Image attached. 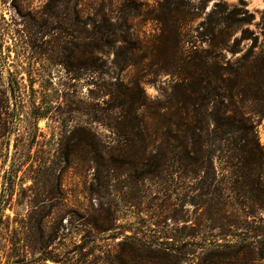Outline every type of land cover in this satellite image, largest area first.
<instances>
[{
  "label": "rangeland",
  "instance_id": "rangeland-1",
  "mask_svg": "<svg viewBox=\"0 0 264 264\" xmlns=\"http://www.w3.org/2000/svg\"><path fill=\"white\" fill-rule=\"evenodd\" d=\"M75 6L84 15L131 17L132 32L143 45L167 35L162 61H150L139 51L140 61L120 73L124 82L137 79L152 103L166 101L170 84L193 54L221 73L249 65L241 85L256 92L242 107L253 117L264 149V74L253 62L264 53V0H0V264H130L114 259L119 255L126 260L130 254L129 235L158 234L152 223L160 200L154 197H166L153 194L155 182L145 183L150 189L142 205L131 204L125 199L136 192L124 186L131 182L126 175L94 181L92 169L82 166V151L66 159L58 150L61 120L73 125L92 121L89 74L73 78L59 51L62 44L70 45L62 40L72 39ZM176 32L185 58L171 66ZM170 66L172 72L165 71ZM223 173L227 179V171ZM178 191L182 199L183 189ZM100 201L116 219L97 215ZM148 201L153 202L152 208ZM174 202L177 213L192 219L187 224L202 218V208ZM95 217L112 228L92 232L89 222ZM232 217L243 225L232 228V233L264 230V222H253L241 210ZM200 229L194 242L204 236L222 238L219 230ZM262 246L255 239L238 256L228 255L219 264H264ZM146 252L143 256L133 252L127 259L153 264ZM184 257L187 263L181 264H197L200 251L190 247Z\"/></svg>",
  "mask_w": 264,
  "mask_h": 264
},
{
  "label": "trees",
  "instance_id": "trees-1",
  "mask_svg": "<svg viewBox=\"0 0 264 264\" xmlns=\"http://www.w3.org/2000/svg\"><path fill=\"white\" fill-rule=\"evenodd\" d=\"M73 15L72 39L62 40L70 45L62 44L59 51L73 78H80L83 72L89 74L92 121L89 125H73L61 120L59 152L67 159L82 151V166L92 169L94 181L126 175L131 182L124 186H132L136 195L127 196L125 202L142 205L150 189L146 182H155L153 194L166 197H154L160 200L152 223L159 235H129L132 240L127 244V261L119 255L114 259L133 264L127 259H131V253L143 256L147 251L145 256L149 255L153 264H181L187 261L184 256L190 247H197V264H219L228 255L238 256L255 239L264 248V230H253L251 235L231 230L243 228L232 217L237 209L253 222H264V149L253 117L242 107V102L256 92L241 85L249 65L221 73L217 66L193 54L188 66L170 84L166 101L152 103L137 79L124 82L120 73L140 61L139 51L150 61H162L167 35L143 45L132 32L131 17L84 15L78 6ZM172 38L170 59L174 66L185 57L180 34L176 32ZM254 60L264 74V53ZM171 66L165 71L172 72ZM100 79L102 84L98 83ZM93 124L109 134L101 133ZM223 170L228 173L227 179ZM179 189H183L182 199ZM172 195L181 203L202 208V218L187 224L192 219L177 213ZM147 203L152 205L148 208L153 207L152 201ZM104 214L111 221L116 219L100 201L97 215ZM89 223L96 233L112 228V224L103 226L96 217ZM202 226L219 230L221 240L204 236L201 242H194Z\"/></svg>",
  "mask_w": 264,
  "mask_h": 264
}]
</instances>
